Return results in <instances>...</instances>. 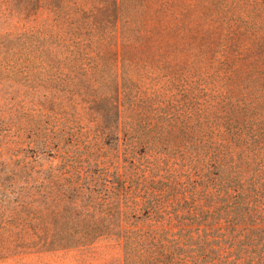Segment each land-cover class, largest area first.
<instances>
[{"label":"trees","instance_id":"1","mask_svg":"<svg viewBox=\"0 0 264 264\" xmlns=\"http://www.w3.org/2000/svg\"><path fill=\"white\" fill-rule=\"evenodd\" d=\"M228 8L0 0V57L56 109L46 172L0 161V258L111 239L123 264H264V0Z\"/></svg>","mask_w":264,"mask_h":264},{"label":"rangeland","instance_id":"2","mask_svg":"<svg viewBox=\"0 0 264 264\" xmlns=\"http://www.w3.org/2000/svg\"><path fill=\"white\" fill-rule=\"evenodd\" d=\"M188 1L198 2L203 12L221 14L229 10L233 0ZM34 65L35 62L0 57V161H12L13 165L6 162L3 167L16 168L20 175L47 171L50 156L39 154L38 131L56 122L55 105L37 90L38 81L32 78L34 70L27 73ZM0 264H123V250L114 240L103 239L88 248L0 258Z\"/></svg>","mask_w":264,"mask_h":264}]
</instances>
